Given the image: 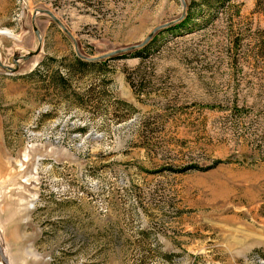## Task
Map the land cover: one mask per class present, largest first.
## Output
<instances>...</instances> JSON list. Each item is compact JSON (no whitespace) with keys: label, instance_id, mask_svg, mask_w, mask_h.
Segmentation results:
<instances>
[{"label":"rangeland","instance_id":"rangeland-1","mask_svg":"<svg viewBox=\"0 0 264 264\" xmlns=\"http://www.w3.org/2000/svg\"><path fill=\"white\" fill-rule=\"evenodd\" d=\"M185 1L0 0V264H264V0Z\"/></svg>","mask_w":264,"mask_h":264},{"label":"trees","instance_id":"trees-1","mask_svg":"<svg viewBox=\"0 0 264 264\" xmlns=\"http://www.w3.org/2000/svg\"><path fill=\"white\" fill-rule=\"evenodd\" d=\"M233 0H203V2L212 7V6H226L227 4H230ZM193 18V16L191 14H188L187 17L185 19L182 20L181 25L185 26V24H187V22H189L191 19ZM147 49V47L143 48V49H138L135 50L134 56L135 57H140L143 54V51H145ZM71 64L69 65V68L66 69V73L64 71L61 70V68L58 69H53L49 72H47L46 74L43 72V70L41 69V66H37L31 73L30 75H36L38 73H40L41 75H46L47 77H49V79H51L53 82H55V84H69L70 83V79L71 77L77 72H85L86 68L92 67L93 65H96L98 63V61H89L86 59H83L81 57H79L78 55H74L72 60H71ZM45 63V62H44ZM46 64V63H45Z\"/></svg>","mask_w":264,"mask_h":264},{"label":"water","instance_id":"water-1","mask_svg":"<svg viewBox=\"0 0 264 264\" xmlns=\"http://www.w3.org/2000/svg\"><path fill=\"white\" fill-rule=\"evenodd\" d=\"M182 2H183V5H184V7H185V9H186V1L185 0H182ZM39 12H45V13H47V14H49L59 25H61L62 26V23L60 22V20L56 17V15L52 12V11H50V10H48V9H37L35 12H34V14H33V17H32V23H33V27H34V30H35V32L39 35V37H40V41H41V34H40V31H39V29H38V27H37V25H36V16H37V14L39 13ZM185 11H184V13H183V15H182V18L185 16ZM166 25H168V24H166ZM163 26H165V25H162V26H160V27H157L149 36H148V38L143 42V43H141L140 45H135V46H131V47H128V48H125V49H122V50H118V51H115V52H123L124 50H128V49H134V48H137V47H140V46H143V45H146L147 44V42L149 41V39L152 37V35L154 34V32L157 30V29H159V28H162ZM41 49H42V42H40V44H39V46H38V48L35 50V51H29V52H27V53H25V54H22V55H20V54H16L15 56H14V62H15V64H16V67L14 68V67H11V66H8V65H5L2 61H1V59H0V66L3 68V69H7L10 73H13V72H16L18 69H19V61L20 60H28L29 58H31L32 56H34V55H37V54H39L40 52H41ZM114 53V52H113ZM78 54V56L79 57H81V58H83V59H86V60H89V61H92V60H95V58H89V57H85L84 55H82L81 53H77ZM112 53H110V54H107V55H111ZM2 255L4 256V259H5V262H6V264H9V262H8V259H7V257L4 255V253L2 252Z\"/></svg>","mask_w":264,"mask_h":264},{"label":"bare ground","instance_id":"bare-ground-1","mask_svg":"<svg viewBox=\"0 0 264 264\" xmlns=\"http://www.w3.org/2000/svg\"><path fill=\"white\" fill-rule=\"evenodd\" d=\"M2 32H4V31H2ZM2 32H1V33H2ZM5 33H7V32H5Z\"/></svg>","mask_w":264,"mask_h":264}]
</instances>
